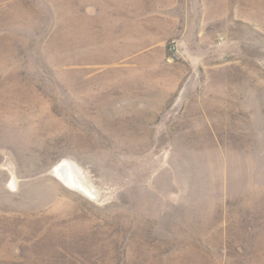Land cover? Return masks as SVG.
Segmentation results:
<instances>
[{
  "label": "rangeland",
  "instance_id": "1",
  "mask_svg": "<svg viewBox=\"0 0 264 264\" xmlns=\"http://www.w3.org/2000/svg\"><path fill=\"white\" fill-rule=\"evenodd\" d=\"M0 264H264V0H0Z\"/></svg>",
  "mask_w": 264,
  "mask_h": 264
},
{
  "label": "bare ground",
  "instance_id": "2",
  "mask_svg": "<svg viewBox=\"0 0 264 264\" xmlns=\"http://www.w3.org/2000/svg\"><path fill=\"white\" fill-rule=\"evenodd\" d=\"M57 174L60 175L64 179V181H66L74 188L83 192L89 191L88 186L82 180L76 177V172H74V170L72 169V165L70 162H64L63 164H61L60 168L57 170Z\"/></svg>",
  "mask_w": 264,
  "mask_h": 264
}]
</instances>
